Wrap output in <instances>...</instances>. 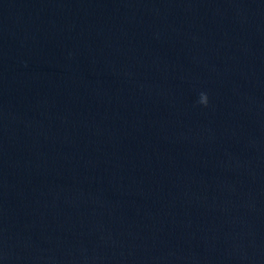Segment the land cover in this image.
I'll return each mask as SVG.
<instances>
[{"label": "water", "instance_id": "water-1", "mask_svg": "<svg viewBox=\"0 0 264 264\" xmlns=\"http://www.w3.org/2000/svg\"><path fill=\"white\" fill-rule=\"evenodd\" d=\"M0 264H264V0H0Z\"/></svg>", "mask_w": 264, "mask_h": 264}, {"label": "clouds", "instance_id": "clouds-1", "mask_svg": "<svg viewBox=\"0 0 264 264\" xmlns=\"http://www.w3.org/2000/svg\"><path fill=\"white\" fill-rule=\"evenodd\" d=\"M198 103L203 105V106H207L208 97H207L206 93H203V92L200 93Z\"/></svg>", "mask_w": 264, "mask_h": 264}]
</instances>
